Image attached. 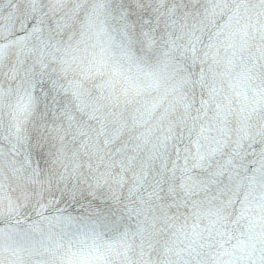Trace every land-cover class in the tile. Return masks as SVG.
I'll return each instance as SVG.
<instances>
[{
  "label": "snow or ice",
  "instance_id": "1",
  "mask_svg": "<svg viewBox=\"0 0 264 264\" xmlns=\"http://www.w3.org/2000/svg\"><path fill=\"white\" fill-rule=\"evenodd\" d=\"M0 264H264V0H0Z\"/></svg>",
  "mask_w": 264,
  "mask_h": 264
}]
</instances>
